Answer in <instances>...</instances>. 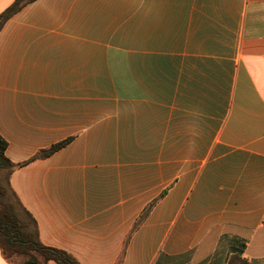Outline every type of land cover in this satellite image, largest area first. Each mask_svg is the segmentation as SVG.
Segmentation results:
<instances>
[{
  "label": "crops",
  "instance_id": "crops-1",
  "mask_svg": "<svg viewBox=\"0 0 264 264\" xmlns=\"http://www.w3.org/2000/svg\"><path fill=\"white\" fill-rule=\"evenodd\" d=\"M0 134L42 243L80 264L264 262V0L26 4Z\"/></svg>",
  "mask_w": 264,
  "mask_h": 264
},
{
  "label": "trees",
  "instance_id": "trees-1",
  "mask_svg": "<svg viewBox=\"0 0 264 264\" xmlns=\"http://www.w3.org/2000/svg\"><path fill=\"white\" fill-rule=\"evenodd\" d=\"M35 0H14L0 14V31L4 24L23 6ZM67 141L60 142L41 150L34 158H45L63 147ZM8 142L0 134V248L7 259L22 257V264H40L41 258L46 263L80 264L65 250L46 246L39 236L36 219L23 206L11 186L12 172L24 163H14L6 155ZM5 173V174H4ZM4 175V178L2 176ZM228 264H264L251 263L246 258L234 255Z\"/></svg>",
  "mask_w": 264,
  "mask_h": 264
},
{
  "label": "rangeland",
  "instance_id": "rangeland-1",
  "mask_svg": "<svg viewBox=\"0 0 264 264\" xmlns=\"http://www.w3.org/2000/svg\"><path fill=\"white\" fill-rule=\"evenodd\" d=\"M4 174H5V173H4ZM2 178H4V175L2 176ZM14 258L19 259L20 264H22V257L15 256ZM40 264H55V263H53V262H51V263H46V262H44L43 258H41V262H40Z\"/></svg>",
  "mask_w": 264,
  "mask_h": 264
}]
</instances>
